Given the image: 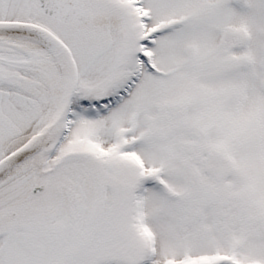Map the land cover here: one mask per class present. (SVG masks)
<instances>
[{"label":"snow or ice","instance_id":"obj_1","mask_svg":"<svg viewBox=\"0 0 264 264\" xmlns=\"http://www.w3.org/2000/svg\"><path fill=\"white\" fill-rule=\"evenodd\" d=\"M0 264H264V0H0Z\"/></svg>","mask_w":264,"mask_h":264}]
</instances>
